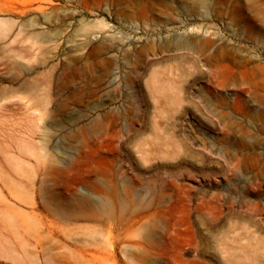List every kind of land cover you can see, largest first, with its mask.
<instances>
[{
	"label": "rangeland",
	"instance_id": "rangeland-1",
	"mask_svg": "<svg viewBox=\"0 0 264 264\" xmlns=\"http://www.w3.org/2000/svg\"><path fill=\"white\" fill-rule=\"evenodd\" d=\"M0 264H264V0H0Z\"/></svg>",
	"mask_w": 264,
	"mask_h": 264
}]
</instances>
